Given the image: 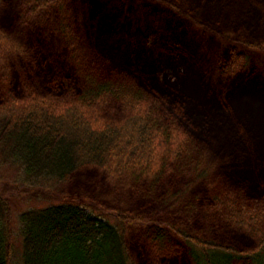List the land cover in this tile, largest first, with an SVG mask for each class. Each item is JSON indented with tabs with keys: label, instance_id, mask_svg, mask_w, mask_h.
Masks as SVG:
<instances>
[{
	"label": "rangeland",
	"instance_id": "1",
	"mask_svg": "<svg viewBox=\"0 0 264 264\" xmlns=\"http://www.w3.org/2000/svg\"><path fill=\"white\" fill-rule=\"evenodd\" d=\"M61 1L65 7L51 0L35 16L25 0L0 3V28L26 35L20 38L25 54L9 59L7 73L0 72V103L6 90L21 100L77 99L86 85L70 57L77 50L82 71L133 82L157 102L159 114L175 118V127L186 135L184 146L205 149L201 170L208 172L171 173L142 195L112 189L101 170L84 168L59 189L25 196L15 185L16 169L0 164V192L10 195L12 225L22 209L47 204L53 193L95 202L104 213L138 215L140 221L126 230L137 264H191L176 233L172 250L150 245L144 231H154L161 221L236 249L253 248L242 230L213 223L210 187L218 184L247 202L259 205L263 199L264 205V180L256 177L264 176V0ZM105 106L106 115H125L113 100Z\"/></svg>",
	"mask_w": 264,
	"mask_h": 264
},
{
	"label": "trees",
	"instance_id": "2",
	"mask_svg": "<svg viewBox=\"0 0 264 264\" xmlns=\"http://www.w3.org/2000/svg\"><path fill=\"white\" fill-rule=\"evenodd\" d=\"M49 3L25 0L24 7L35 16ZM25 36L0 28L1 73H7L9 59L25 54L20 44ZM78 55L76 50L70 57L86 85L77 99L35 95L21 100L6 90V101L0 103V164L16 169L15 185L21 187L22 195L59 189L71 174L84 168L101 170L112 189L142 195L164 184L171 173L201 170L200 153L205 149L184 146L186 135L175 127V118L166 120L157 102L133 82L82 71L81 62L76 63ZM237 57L234 53L232 60ZM109 99L125 115L104 114ZM207 172L203 169L198 176ZM256 177L264 180L262 173ZM210 188L213 223L242 230L253 239V248L236 249L173 225L169 228L163 221L154 231H144L150 245L172 250L171 234L176 233L191 264H264L263 199L258 205L218 184ZM9 196L5 189L0 192V264H137L126 243V230L140 221L138 215L104 213L95 202H75L52 193L47 204L22 209L14 227Z\"/></svg>",
	"mask_w": 264,
	"mask_h": 264
},
{
	"label": "bare ground",
	"instance_id": "3",
	"mask_svg": "<svg viewBox=\"0 0 264 264\" xmlns=\"http://www.w3.org/2000/svg\"><path fill=\"white\" fill-rule=\"evenodd\" d=\"M150 65H155V63H149V64L146 65V67H148Z\"/></svg>",
	"mask_w": 264,
	"mask_h": 264
}]
</instances>
